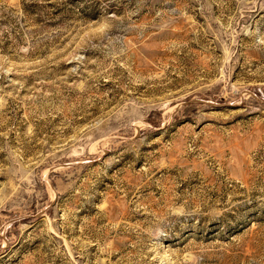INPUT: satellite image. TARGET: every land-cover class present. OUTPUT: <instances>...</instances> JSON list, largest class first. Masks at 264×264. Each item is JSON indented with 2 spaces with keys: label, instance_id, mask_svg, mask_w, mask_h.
<instances>
[{
  "label": "rangeland",
  "instance_id": "374dc122",
  "mask_svg": "<svg viewBox=\"0 0 264 264\" xmlns=\"http://www.w3.org/2000/svg\"><path fill=\"white\" fill-rule=\"evenodd\" d=\"M0 264H264V0H0Z\"/></svg>",
  "mask_w": 264,
  "mask_h": 264
}]
</instances>
